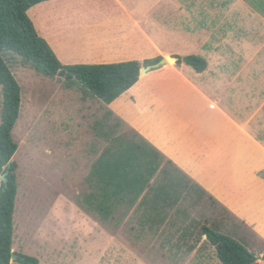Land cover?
<instances>
[{
  "label": "rangeland",
  "instance_id": "374dc122",
  "mask_svg": "<svg viewBox=\"0 0 264 264\" xmlns=\"http://www.w3.org/2000/svg\"><path fill=\"white\" fill-rule=\"evenodd\" d=\"M60 1L64 0H54L50 5L53 6L55 2ZM169 1L163 0L162 4L155 8L151 5L153 0L142 1L137 14H140L143 21L145 18L142 15L148 18L147 25L151 23V30L163 50L172 52L178 49V56L182 58L195 55L196 53L186 51L183 37L179 36V33L194 34L195 23L192 19L189 21L176 12L175 5H170ZM103 2L110 5L114 3L112 0H103ZM259 2L264 5V0ZM48 3L50 2L38 4L29 11L30 17L37 25L40 23L39 15L43 8L49 5ZM99 21L101 23L103 19ZM108 21L111 24L115 23L112 25L119 31L118 33H122L120 27L130 22L126 17ZM131 37L133 39V35ZM82 45L89 46L87 43ZM56 50L64 64L117 62L111 61L113 59L104 53L103 47H100L99 51L100 55L105 57H97L96 62L91 57L88 59L90 61L87 59L69 61L66 55ZM154 52V49L147 44L146 53L153 55ZM2 55L22 88L21 114L13 131L14 139L19 144L18 151L13 157L18 164L16 173L19 184L14 216V250L36 256L42 264H112L116 258L103 253L116 247L114 244L108 247V243L99 237L102 228L115 231L120 240L123 239L122 236H125V239L132 241L131 244L135 249H144L138 243L140 233L138 227L135 230H131L130 226L114 228L112 225L96 222L88 215L92 213L83 207L85 206L84 195L89 191L87 177L95 160L91 141L96 137V127L104 128L102 132L107 130L105 124L99 125L101 122L106 123L108 127L114 125L117 128L116 132L114 131L116 134L132 136L136 131L125 123L126 120L122 111L119 110L121 108L119 105L127 103V106L138 114L139 106H136L134 101L128 103V100L134 97L141 101L145 93H152L153 96L148 98V101L150 100L154 105L148 114L150 118L156 115L165 116L163 109L175 104L183 108L178 114L181 125L189 119L192 125L203 129V119L206 117L211 118L212 123H217V111L196 92L192 84H188L190 81L194 83L195 78L191 73L197 75V72L190 66H186L184 72L188 80L185 82L184 80L174 81L173 79H179V76L173 72L159 70L162 67L151 69L147 72L146 79L109 104L82 89L75 78L66 76L51 78L38 72L31 63L16 53L4 51ZM176 55L171 56L176 57ZM108 59L110 60L107 61ZM140 88H142L141 91ZM2 98L0 86V111ZM205 133L208 132L204 130L203 138ZM220 143L221 147L226 145L227 153L236 148L237 154L233 156V160L226 161L227 163L223 165L220 162L214 163L213 171L218 168V172L223 170L226 173L216 178V187L212 193L240 219L233 218L235 222L233 223L226 217V213L220 206L211 203L208 194L198 200L182 204V210L185 209L188 215L178 213L172 220L176 224L169 221L161 228V235L157 236L160 245H157V249L155 248L158 251L155 253L158 255L157 260L162 261L159 264L180 263L183 259L182 246L196 241L197 232L203 224L213 225L215 222L219 223L223 231L238 227L235 236L244 240L242 242L257 254L258 264H264V229L256 226L262 239L250 226L241 224V219L251 220V215L259 212L258 208L264 203L263 194L255 197L257 186L264 184V152L260 147L252 145L245 136L237 135L232 139L229 130L220 137ZM106 146L107 143L102 140V150ZM1 184L0 178V187ZM261 188L263 187H260V190ZM262 212L254 218L263 216L261 222H264ZM192 219L194 221L191 228L193 226L195 228L194 238L190 236L186 239L181 238V233ZM175 235H177L176 238ZM172 238L175 240L172 241ZM203 239L205 240V237H202ZM202 240L195 247L201 244L199 250L205 248V252H208L210 256L209 263L222 264L215 248L206 240L204 242ZM167 244L170 250L167 249ZM117 260H119L117 262L123 261L121 258ZM197 260L199 259H195ZM17 264L20 263L17 262Z\"/></svg>",
  "mask_w": 264,
  "mask_h": 264
},
{
  "label": "crops",
  "instance_id": "0c3cea01",
  "mask_svg": "<svg viewBox=\"0 0 264 264\" xmlns=\"http://www.w3.org/2000/svg\"><path fill=\"white\" fill-rule=\"evenodd\" d=\"M52 1L54 0L47 1L50 2L49 5H46L39 15V25L34 24L52 45L56 54L58 49L69 58V61H84V59L90 61L88 59L91 57L96 62L98 61L96 58L101 56L100 47H103L104 53L113 59L111 61L117 62L149 59L156 55L162 57L179 55L178 49L172 52L163 50L151 30V23L147 25L148 18L142 15L145 18L143 21L140 14H137L142 1L146 0H112L114 3L111 5L104 4L103 0H64L55 2L53 6L50 5ZM162 2L163 0H153L151 5L155 8ZM169 2L170 5H175L176 12L189 21L192 19L195 23L194 34L179 33V36L183 37L186 51L206 59L208 66L203 72L193 68L197 75L191 73L195 81L194 83L190 81L188 84H192L196 92L217 111V123L214 121L212 123L211 118L206 117L203 119V129L192 125L189 119L181 125L178 114L183 108L175 104L163 109L165 116L156 115L150 118L148 114L154 105L150 100L148 101V98L153 97L152 93H145L141 101L134 97L129 98L128 103L134 101V104L139 106L138 114L127 106V103L119 105L121 107L119 110L122 111L127 125H130L167 159L172 160L186 172L194 183L199 184L209 195L215 197L212 192L216 187V178L226 172L223 170L218 172V168L213 171L214 163L220 162L223 165L227 163L226 161L233 160V156L237 154L236 148L227 153L226 145L221 147L220 137L227 130L232 134V139L237 135L245 136L252 145L260 147L264 152V5H261L259 0H170ZM122 17H126L130 22L125 24V28L120 27L122 33H118L119 31L113 28L115 23L112 25L108 20ZM101 18L105 21L100 23ZM83 43L89 46L84 47ZM147 44L154 49L153 55L146 53ZM186 66L189 65L176 62L163 65L159 70L177 74L179 79L171 78L174 81L187 82L184 72ZM145 75H141L139 82L146 79L148 74ZM204 130L208 133H205L203 138ZM91 142L95 155L92 171L94 162L103 150L102 139L95 137ZM88 187L89 191L85 193L84 198L93 192L89 184ZM260 187L263 188L260 190ZM259 194L264 195V184L258 185L255 189V197ZM152 197L146 190L136 204L128 209L123 207L122 213L117 212L109 220H103L97 212L88 210L83 200L85 205L83 207L92 213L90 215L83 209L90 219L112 225L114 228L125 226H130L131 230L139 228L138 243L144 249L138 250L131 244V240L125 239V236H122L123 239L120 240L115 231L102 228L99 237L108 243V247L110 244L116 247L103 253L116 258L112 264H159L162 262L157 260L158 255H156L157 245H160L157 236L161 235L162 227L169 221L172 222L177 206H170L164 214L161 206L150 202ZM216 199L223 204L221 200ZM258 210L259 212L251 215V220H241L259 235L256 226L264 229V222H261L263 216L254 217L264 211V203ZM175 238H172V241ZM193 243L182 246L183 259L180 263H176L211 264L208 260L210 256L208 252H205V248L199 250L200 244L191 249L190 245ZM167 249H169L168 244ZM117 258L123 261L117 262L119 261ZM130 258H135L136 261L129 260ZM195 259L199 260L195 261ZM17 262L12 260V264Z\"/></svg>",
  "mask_w": 264,
  "mask_h": 264
},
{
  "label": "trees",
  "instance_id": "16d2710c",
  "mask_svg": "<svg viewBox=\"0 0 264 264\" xmlns=\"http://www.w3.org/2000/svg\"><path fill=\"white\" fill-rule=\"evenodd\" d=\"M47 1L51 0H0V86L3 95L0 111V175L7 171L8 163L12 160L7 175L8 186L2 182L0 187V264H12L14 254L17 256L16 261L21 264H41L36 256L13 250L14 216L19 189L16 173L18 164L13 160L19 144L14 139L13 131L21 114L22 88L2 53L11 51L20 55L45 76L75 78L82 89L109 104L140 81L143 67L163 58L64 64L52 45L37 30L28 13L33 6ZM177 57L178 64L184 62L198 72H203L208 66L206 59L198 55ZM101 124H105L107 130L102 132L104 128L100 127V130L96 127L95 135L108 144L94 162L87 178L93 192L84 201L87 209L97 212L103 220H109L123 207L128 209L136 204L146 190L147 194L153 196L150 202L161 206L164 214L170 206H177L174 219L178 213L188 215L185 209L182 210V204L208 194L137 132L130 137L122 136L115 133L117 128L114 125L108 127L104 122ZM209 197L211 203L220 206L226 217L235 223L233 218L238 217L215 197ZM193 221L181 233V238H194L195 228H191ZM172 224H176L175 221ZM241 224L246 223L241 220ZM237 228L223 231L218 222L213 225L205 223L198 230L196 241L190 245L191 249L205 237L215 248L222 264H256L257 254L242 242L244 240L235 236Z\"/></svg>",
  "mask_w": 264,
  "mask_h": 264
},
{
  "label": "water",
  "instance_id": "95a60500",
  "mask_svg": "<svg viewBox=\"0 0 264 264\" xmlns=\"http://www.w3.org/2000/svg\"><path fill=\"white\" fill-rule=\"evenodd\" d=\"M178 61V58L177 57H174V56H171V55H167L165 57H163L160 61H158L157 63H154L152 65H148V66H145L141 69V75H145L149 70L151 69H154V68H159L163 65H166L168 64L169 62H173V63H176ZM12 164V160L8 163V169L7 171L2 174L0 176L1 178V181L5 184V186L7 187L8 186V181H9V178L7 177L9 171H10V166ZM12 259L13 260H16L17 259V256L14 254L12 256Z\"/></svg>",
  "mask_w": 264,
  "mask_h": 264
}]
</instances>
